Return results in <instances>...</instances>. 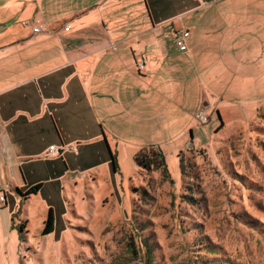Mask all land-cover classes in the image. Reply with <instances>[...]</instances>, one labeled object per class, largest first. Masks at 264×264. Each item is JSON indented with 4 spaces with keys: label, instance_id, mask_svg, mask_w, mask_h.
<instances>
[{
    "label": "crops",
    "instance_id": "crops-1",
    "mask_svg": "<svg viewBox=\"0 0 264 264\" xmlns=\"http://www.w3.org/2000/svg\"><path fill=\"white\" fill-rule=\"evenodd\" d=\"M263 87L264 0H0V216L62 162L197 147L198 113L247 119Z\"/></svg>",
    "mask_w": 264,
    "mask_h": 264
},
{
    "label": "rangeland",
    "instance_id": "rangeland-1",
    "mask_svg": "<svg viewBox=\"0 0 264 264\" xmlns=\"http://www.w3.org/2000/svg\"><path fill=\"white\" fill-rule=\"evenodd\" d=\"M260 97L264 107V87ZM251 115L221 116L218 132L206 116L200 145L181 152L184 174L177 145L161 148L169 178L137 173L127 147L111 149L115 170L62 162L51 199L0 216V264H264V110Z\"/></svg>",
    "mask_w": 264,
    "mask_h": 264
},
{
    "label": "trees",
    "instance_id": "trees-1",
    "mask_svg": "<svg viewBox=\"0 0 264 264\" xmlns=\"http://www.w3.org/2000/svg\"><path fill=\"white\" fill-rule=\"evenodd\" d=\"M218 118L221 121V125L218 127L217 132L220 131L223 127V121L219 115H218ZM109 154H110L109 156H110L113 170H115L116 169V159L112 155L111 152ZM178 158L180 159L181 173L184 174L185 173V163L183 159V154L180 153L178 155ZM134 162L137 166V173H139L140 175H142V173L160 171L162 175L169 178L164 156L162 152L160 151V149L149 147V148H144L142 150H139L134 155ZM41 187L42 185H37V186L31 187L30 189H28V191L25 194L20 193L19 190H18V193L23 198H27L30 195L37 194L40 191ZM53 231H54V216H53L52 209H49L47 212L46 220L43 223L42 234L50 235L53 233Z\"/></svg>",
    "mask_w": 264,
    "mask_h": 264
},
{
    "label": "built area",
    "instance_id": "built-area-1",
    "mask_svg": "<svg viewBox=\"0 0 264 264\" xmlns=\"http://www.w3.org/2000/svg\"><path fill=\"white\" fill-rule=\"evenodd\" d=\"M28 25H29L28 22H25L24 23V26H28ZM33 32L34 33H39L40 32V29L39 28H33ZM177 44H178L180 50H182V51H185L186 50V46L184 45L182 39L179 38L177 40ZM142 65H143V63H140L138 66L141 67ZM196 118L200 121V123H203V124L207 123V121H208V118L206 116H204L202 113H198L196 115ZM50 151L52 153H55L56 154V153L59 152V149H56L54 146H52V147H50ZM4 199H5V197H0V203L1 204L4 202Z\"/></svg>",
    "mask_w": 264,
    "mask_h": 264
}]
</instances>
